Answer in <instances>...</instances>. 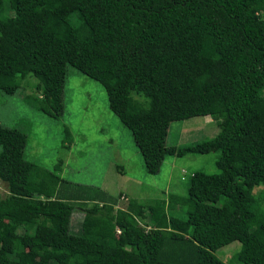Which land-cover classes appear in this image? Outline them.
<instances>
[{
	"label": "trees",
	"instance_id": "16d2710c",
	"mask_svg": "<svg viewBox=\"0 0 264 264\" xmlns=\"http://www.w3.org/2000/svg\"><path fill=\"white\" fill-rule=\"evenodd\" d=\"M68 65L103 86L148 173L215 151L219 172H193L166 202L123 193L115 207L104 192L85 206L25 158L26 133L0 124V264H264V0H0V90L32 75L38 109L59 118ZM207 115L213 137L167 145L171 122Z\"/></svg>",
	"mask_w": 264,
	"mask_h": 264
},
{
	"label": "rangeland",
	"instance_id": "374dc122",
	"mask_svg": "<svg viewBox=\"0 0 264 264\" xmlns=\"http://www.w3.org/2000/svg\"><path fill=\"white\" fill-rule=\"evenodd\" d=\"M36 82L34 76L28 75L13 94L0 90V124L26 133L24 155L38 170L59 173L63 179L58 185L59 196L76 194L77 198L85 199V206L93 205L94 201L100 203L104 192L119 196L115 207H125L127 196L141 202L154 199L166 202L169 193L187 195L193 172H219L215 166L218 156L215 151L166 156L157 173H148L130 130L109 110L106 91L98 81L68 65L64 111L59 118L38 109L41 91ZM64 127L71 133L70 144L64 140ZM217 132L216 121L211 116L191 117L170 123L166 143L192 144L211 138ZM59 162L60 169L55 171ZM6 193L7 186L0 180V194ZM71 202L76 206L71 231L81 233L85 211L78 208L79 201ZM174 213L184 215V208L177 206ZM237 247L231 242L216 253L228 261Z\"/></svg>",
	"mask_w": 264,
	"mask_h": 264
},
{
	"label": "crops",
	"instance_id": "0c3cea01",
	"mask_svg": "<svg viewBox=\"0 0 264 264\" xmlns=\"http://www.w3.org/2000/svg\"><path fill=\"white\" fill-rule=\"evenodd\" d=\"M71 225H72V222H71Z\"/></svg>",
	"mask_w": 264,
	"mask_h": 264
},
{
	"label": "built area",
	"instance_id": "2783aa9c",
	"mask_svg": "<svg viewBox=\"0 0 264 264\" xmlns=\"http://www.w3.org/2000/svg\"><path fill=\"white\" fill-rule=\"evenodd\" d=\"M117 231H119V230H117Z\"/></svg>",
	"mask_w": 264,
	"mask_h": 264
}]
</instances>
